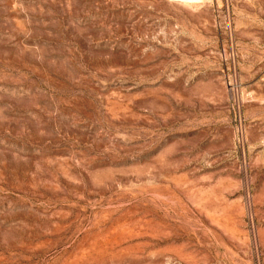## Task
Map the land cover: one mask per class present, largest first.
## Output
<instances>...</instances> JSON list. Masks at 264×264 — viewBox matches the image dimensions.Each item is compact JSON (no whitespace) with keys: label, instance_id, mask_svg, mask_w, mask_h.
I'll return each mask as SVG.
<instances>
[{"label":"rangeland","instance_id":"1","mask_svg":"<svg viewBox=\"0 0 264 264\" xmlns=\"http://www.w3.org/2000/svg\"><path fill=\"white\" fill-rule=\"evenodd\" d=\"M264 0H0V264H264Z\"/></svg>","mask_w":264,"mask_h":264},{"label":"built area","instance_id":"2","mask_svg":"<svg viewBox=\"0 0 264 264\" xmlns=\"http://www.w3.org/2000/svg\"><path fill=\"white\" fill-rule=\"evenodd\" d=\"M263 141H264V136H263Z\"/></svg>","mask_w":264,"mask_h":264}]
</instances>
